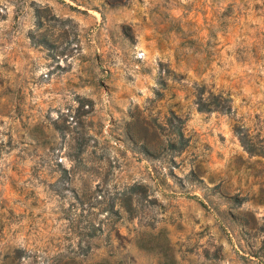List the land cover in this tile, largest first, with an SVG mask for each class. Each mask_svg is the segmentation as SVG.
I'll use <instances>...</instances> for the list:
<instances>
[{
	"label": "rangeland",
	"instance_id": "374dc122",
	"mask_svg": "<svg viewBox=\"0 0 264 264\" xmlns=\"http://www.w3.org/2000/svg\"><path fill=\"white\" fill-rule=\"evenodd\" d=\"M15 257L264 264V0H0Z\"/></svg>",
	"mask_w": 264,
	"mask_h": 264
},
{
	"label": "trees",
	"instance_id": "16d2710c",
	"mask_svg": "<svg viewBox=\"0 0 264 264\" xmlns=\"http://www.w3.org/2000/svg\"><path fill=\"white\" fill-rule=\"evenodd\" d=\"M194 198L197 199V197H194ZM126 212H128V211H126ZM9 264H18V258L15 257V258L11 259V261L9 262Z\"/></svg>",
	"mask_w": 264,
	"mask_h": 264
}]
</instances>
